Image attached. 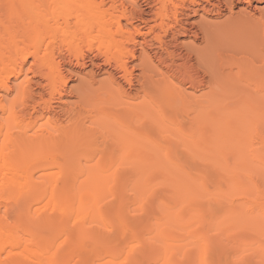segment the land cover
<instances>
[{"label": "bare ground", "instance_id": "6f19581e", "mask_svg": "<svg viewBox=\"0 0 264 264\" xmlns=\"http://www.w3.org/2000/svg\"><path fill=\"white\" fill-rule=\"evenodd\" d=\"M263 3L0 0V264H264Z\"/></svg>", "mask_w": 264, "mask_h": 264}, {"label": "rangeland", "instance_id": "374dc122", "mask_svg": "<svg viewBox=\"0 0 264 264\" xmlns=\"http://www.w3.org/2000/svg\"><path fill=\"white\" fill-rule=\"evenodd\" d=\"M238 9L243 10V7L242 6H238V8L235 10V12H237ZM263 11H264V3L263 4H254L253 7H252V9L251 10H248L247 12H248L249 16L257 17L258 14L260 12H263ZM199 17L200 16H197V17H194L192 19H193V21H198L200 19ZM226 17L227 16H225L224 18L218 19V20L217 19H211V18L210 19L209 18H205V19L206 20L208 19L207 21L212 22V23H221L222 21L225 20ZM185 42H188V41L185 40ZM100 79L101 78L98 77L97 80H100ZM75 85H76V82L75 81H72L69 84L70 87H74ZM65 101H66V103H73L74 100L72 98H67V99H65ZM257 183L259 184V186H260L261 189H264L263 188L264 187V181L257 182Z\"/></svg>", "mask_w": 264, "mask_h": 264}]
</instances>
